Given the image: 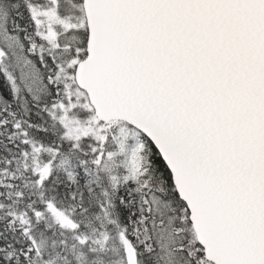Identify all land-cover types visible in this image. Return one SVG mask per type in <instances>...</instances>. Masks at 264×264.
<instances>
[{"label":"snow or ice","instance_id":"1","mask_svg":"<svg viewBox=\"0 0 264 264\" xmlns=\"http://www.w3.org/2000/svg\"><path fill=\"white\" fill-rule=\"evenodd\" d=\"M0 264H264V0H0Z\"/></svg>","mask_w":264,"mask_h":264}]
</instances>
